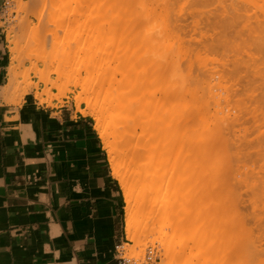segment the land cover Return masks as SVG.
I'll return each mask as SVG.
<instances>
[{
    "label": "rangeland",
    "instance_id": "rangeland-1",
    "mask_svg": "<svg viewBox=\"0 0 264 264\" xmlns=\"http://www.w3.org/2000/svg\"><path fill=\"white\" fill-rule=\"evenodd\" d=\"M50 1L52 3V0ZM56 1L58 2L56 3L57 5H53L51 3L47 4L49 2L45 0L46 5L44 6L47 10L44 7L45 11H38L37 16V10L41 7L42 10H44L43 6L39 4V1L35 2L36 5L38 4L37 7L39 5L41 6H39V9H37L36 6L35 8L29 7L30 4L26 6L27 0H7V5L2 9V26L5 31L9 55L11 57L9 42H12L16 45V51L20 58L18 79H16L15 85L9 91L8 99H3L4 101L18 104L26 97H32L39 104H50L52 102L63 104L64 101H67L74 105L81 113H88L90 109L87 108L85 102L78 101L87 98L92 108L98 111L100 109L99 103L102 101L103 95L110 86V84L108 85V73H110V77L118 78V74L120 73L119 70H122L117 60L124 57L125 54L128 55V57L125 56V58H133L136 56L134 54L137 53V58H142L144 55L148 56L145 53L150 52L149 49L151 48L148 47V51L147 46H150L152 43L147 46L142 45L140 41H138L139 33H136L137 37H135V35L133 37L131 34H135L137 30L139 32H144L146 29L148 30L153 27H155L161 35L158 36V33L157 36L159 38H156L160 40L154 38L153 41L157 40L158 43V41L164 40L162 41L163 46L161 52L159 51L158 53L159 49L156 50L157 46H155L154 50L152 49L153 51L151 52L165 58L167 55H170L167 59L172 60L174 58L173 62L180 69L182 74H188L187 72L191 71L189 73L194 75L192 77L190 76L191 81L196 79L195 77H199L200 74H197L201 70L205 72L207 69L206 67H208L209 72L214 70V68L218 70V72H216L217 74L214 73V77L210 79V82L214 83V86L212 84L214 88H212L213 90L211 89L210 98L215 95L214 93H216V95L220 94V96L218 95L219 99L217 98L218 96H215V99L218 100V104L220 103L221 105L219 107H221L223 111L221 113V110H218L221 108L215 106L218 104L214 103L215 105H213L212 101L215 100L214 97L212 100L210 99L212 106L210 105L208 108L211 109L210 111L213 109L218 110V115L225 116L229 124L228 126L231 125L229 128L227 127L228 130L231 129L229 130L230 132L225 129L227 134L230 133L228 136L231 140L230 145L227 143L226 148L228 145L229 147L228 149L223 148V151L217 148V153L215 155L218 156L222 154L215 158L213 157L214 154L212 156L208 155L211 153H208L207 150L205 153L207 156H204V158L208 159H205V164L202 162V167H200L201 170H198L201 172L202 168L205 167L209 160L210 162L207 164L208 167H205L202 171L204 175L193 170L188 172L191 182L190 186L193 184L195 186H193V188L189 186V190H186V194L188 195H185L182 200L184 202L181 203L180 201V204L176 203V205H180L178 208H175L174 200L168 196L169 194L166 195L165 190V193L162 190H158L160 191L158 194L160 193L159 195L161 196L157 194L156 199L153 197L154 199L152 198V203L149 208L145 210L142 215L138 216L140 221L143 220V218L147 220L151 219V230L148 231L140 227L136 243L127 240L128 245L123 246L125 256L140 260L138 264H142V258L146 248L151 247L155 249L158 257L156 261L151 264H247L246 259L248 261V257L255 261L257 260L254 264H264V97L262 96L264 94V76L261 78L264 74V70L262 69L264 68V46L263 49H259V51L256 47V51L253 52L255 50L254 44L259 38L257 32H262L258 30L259 27L257 23L259 22L264 29V0H157L158 2L156 0H154L155 2L153 0H144L143 3L139 4L140 6H137L136 3L137 7L133 5L135 4V0H129L130 2L128 5L126 2L124 3V0H115L121 3L119 5L117 3L118 6L116 2H114L116 6H114V3H111L114 0H55V2ZM159 1L161 4L164 1L169 2L170 4H168L170 6L166 2L163 4L165 6L166 3L167 6H165V8L171 7L172 13L170 10L168 13L161 4L159 7ZM132 2L134 3L131 5L130 3ZM32 4L33 3H31V6H34ZM122 4L126 9L122 8L124 7ZM151 4L152 6L156 5L155 8L158 11V17L161 16L159 12L163 10L162 7L165 9L162 11V14L164 17L169 16V19L162 16L165 21L162 17H160L162 20L160 21L156 15V20L159 21L160 24L162 22L163 24L161 25L163 26L166 24V28H162V26L158 24L159 22L154 21L155 19L152 20V15H150L148 9V7H151ZM50 5H52V7ZM157 5L160 9H157ZM119 6L122 7L120 8ZM129 6L130 8H128ZM131 6H134L132 7L133 9ZM145 6H147V8H144ZM122 9L124 11L128 9L131 14L128 10L123 13ZM29 10H32V12ZM147 10L149 13H147ZM49 11L52 12L48 13ZM165 11L167 14L172 15L166 16ZM39 12L45 16L39 15ZM136 12L137 15L135 14ZM51 13L53 14L50 15ZM40 16L42 17L41 22H39ZM144 16L146 18L149 17V19L146 20V18H143ZM229 16H233L236 23L233 19L229 22ZM45 17L48 20L47 23ZM123 17L125 19H123ZM141 18L145 22H142L143 20ZM121 20L127 21L125 23L122 21L121 23ZM136 20L137 26H133L135 29L134 31L131 25H133L132 23L136 22ZM149 21H151V25ZM166 21L167 23H165ZM172 21H174L173 24L176 23V25L174 24L173 26ZM123 24H125V26L122 27ZM143 24L146 26L144 29H140V31L138 26L142 27ZM229 25L232 27H228ZM65 26L66 28H64ZM170 26L175 30L173 32L174 35L171 32L172 29ZM248 26L253 28L251 29L254 33L248 32L250 35L247 33L246 29L249 30ZM255 26H257V32L254 29ZM137 27L138 29L136 30ZM168 28H170L171 36L167 34L169 33L167 32ZM223 29L226 31L224 32ZM162 34H165V37ZM262 34L263 38L264 32ZM176 35L179 38H177ZM162 36L164 38H162ZM174 36L176 39H173ZM248 36L251 37L247 39L246 37ZM254 36L258 37H256V41L253 40L255 38ZM134 38V42L137 40V42L140 43L141 48L138 45L139 50L142 51L143 48L144 51V48H146L144 54L141 53L140 55L138 49V52L137 50L135 51L137 53H131L138 44L137 42L134 44V42L131 41ZM219 38H221L220 40L222 41L216 43ZM250 38L253 39L251 40ZM246 39L248 43H246ZM166 40H168L167 42L169 43H167ZM224 41H226V44ZM222 42H224V44ZM171 43L172 45H170ZM180 43L183 49L179 46L181 45ZM242 43H244L246 47L242 46ZM250 43H252L253 46ZM153 44L155 45L156 43ZM176 44L179 46L178 49L180 48L181 50H176ZM224 45H227V47ZM11 47H13V45ZM247 47H249L248 49L251 51H249ZM60 49H65L68 52V55L65 56L64 59L60 56ZM124 49H126V53L122 51ZM127 49L128 51L131 49V51L128 52ZM243 49L248 51L250 55L253 53L254 55H251V57H255L256 59L254 60L252 58V61L250 60L251 62H247L249 61L247 59L248 52H242L244 51ZM260 50H262L261 53ZM115 52L117 53L115 54ZM182 52L183 54H181ZM185 52L188 54H184ZM256 52H258V54ZM256 54L257 56L259 55L258 58ZM181 55H186L184 56L185 59H183ZM118 56L121 57L119 58ZM132 58H130L131 61L136 57ZM186 58L190 59V67L186 66V63L189 64ZM142 60H144V58H142ZM246 62L248 63L247 65L244 64ZM182 64L186 66L185 73H183L185 67H182L183 69L181 68V66H183ZM202 64H205L206 67ZM201 66H203L202 69L199 68ZM255 66L259 67V69ZM209 67H211V69ZM187 68L191 70L188 69L187 71ZM251 69L256 72H252ZM55 71H58L60 78L54 73ZM195 74L197 76H195ZM254 75L261 79L259 78V80ZM201 77H199L198 80H201L203 83L205 76H203V79H200ZM46 78H48V81L44 82L43 80ZM103 78H106L107 81ZM102 80L106 81V83L103 84L102 82L104 81ZM257 80L261 83H258ZM198 84L200 85V82ZM202 85L204 86V84ZM204 91L206 92V90ZM206 97L207 92L205 94V98ZM208 98L207 100H209ZM209 104L210 103H208V105ZM90 117L93 119L92 116ZM232 122L235 123L232 125ZM103 125H106L105 120H103ZM224 133L227 136L226 132ZM228 137L227 140L230 141ZM213 142L215 143L212 144L216 145V140ZM104 150L108 158L106 148H104ZM223 154L225 155L223 156ZM226 154L227 156L229 154L230 157L228 158ZM213 158H221L218 159V164L220 163L221 165L219 164L217 166H222L221 168L223 171L219 167L217 168L215 165L216 163L212 162L214 160ZM108 163L110 166L109 160ZM214 165L217 169L212 168ZM206 168L208 170H206ZM191 179H194L195 182ZM202 180H205V184H207L204 191L205 193L203 192L204 194H202L204 188H201V186L204 187ZM156 182L159 183V181ZM158 183L157 185L160 184ZM161 185L162 184H160V186ZM230 188L233 190L232 192ZM190 189L192 191H190ZM146 190H150V188L146 187ZM161 192L164 194H161ZM236 192L239 194L238 200L240 201L238 202ZM199 194H201L200 197H204L203 195H205V197H201V200L195 199V196ZM233 194L235 195L233 196ZM235 197L236 200L231 199ZM204 199H206L207 202L204 201ZM196 201L204 202L196 203ZM234 201H236V203ZM210 202H212V204ZM197 204L199 206H196ZM195 206L197 210H195ZM209 218L211 219L207 224ZM244 226H246V228L247 226L249 227L247 232L243 230L245 229ZM207 227L209 229H207ZM208 230L210 231L207 232ZM244 232H246V235ZM249 232H251L252 236L248 237ZM244 236L248 237H246L247 240H255V243H251L252 245L254 243L256 248L254 249V247H252V252L248 249L249 247H247V245H249V243L246 244L247 240ZM255 250L257 253L251 255L256 256V259L253 257L251 258V255L248 256L249 253H253ZM258 251L260 253H258ZM252 262L253 261L250 260V263Z\"/></svg>",
    "mask_w": 264,
    "mask_h": 264
},
{
    "label": "crops",
    "instance_id": "crops-1",
    "mask_svg": "<svg viewBox=\"0 0 264 264\" xmlns=\"http://www.w3.org/2000/svg\"><path fill=\"white\" fill-rule=\"evenodd\" d=\"M124 245V200L93 119L67 101L0 95V264H117Z\"/></svg>",
    "mask_w": 264,
    "mask_h": 264
},
{
    "label": "bare ground",
    "instance_id": "bare-ground-1",
    "mask_svg": "<svg viewBox=\"0 0 264 264\" xmlns=\"http://www.w3.org/2000/svg\"><path fill=\"white\" fill-rule=\"evenodd\" d=\"M27 1L28 2H27L26 6H28L30 4L29 7H31V8L32 7L35 8V6L37 7L38 4L36 5L35 2H38V1H39V4H41L43 6L44 10H42V7L40 5L39 6L41 7L40 8L41 10L39 9V6L37 7V9H39V10L36 11V16L38 15V11H45L46 7L44 5H46L47 1L46 2H45V0H27ZM120 1H122V0H120ZM131 1H134V0H131ZM143 1L144 0H135V4H133L134 2H132L130 4L131 5L133 4L136 6V3H137V6H140L139 4L143 3ZM167 1H170V0H167ZM48 2L49 3H47V4L51 3L50 0H48ZM53 2H55V0L54 1L52 0L51 4H53V5H57L56 3H58L57 1L55 3H53ZM114 2H116V1L114 0L111 3H114ZM125 2L128 5L130 1L124 0V3ZM164 2H166V1H164ZM164 2H162V4H161V2L158 3L159 7L161 4L165 8V6H167L166 3L167 4L169 3V2H166L165 6H164V4H163ZM31 3H33L32 5H34V6H31ZM117 3H118V5L121 4L119 2H116V5H117ZM149 3H151V2H149ZM116 5L114 3V6H116ZM143 5H146V4H143ZM50 6L52 7V5H50ZM150 6L151 7L150 8L148 7V9H149L150 15H152V18H153L152 20L155 19L154 21H157L156 15L158 17V13H157L158 11L155 8L156 5L152 6V4H151ZM119 7L121 8L122 6H119ZM132 7H134V6H131V8ZM163 7H162L163 10L166 9V11L168 13L170 10V12L172 13V11L170 9L171 7H169V8L166 7L165 9ZM34 8H33V10H34ZM122 8L126 9L125 6ZM128 8H130V6ZM144 8H147V6H145ZM28 9H30V8H28ZM157 9H160V8H158V5H157ZM46 10H47V8H46ZM127 10H125V11H127ZM163 10H161V12H159V13H161V16L158 17L160 19V21H162L160 17L163 16V14H162ZM29 11L32 12V10H29ZM125 11L123 10L122 12L124 13ZM141 11H143V10H141ZM166 11H165V13H166ZM263 11H264V9H263ZM50 12H52V11H49L48 13H50ZM149 12L147 10V13H149ZM126 13H128V12H126ZM129 13H130V11H129ZM142 13H144V12H142ZM52 14L53 13H51L50 15H52ZM135 14L137 15V12ZM39 15L45 16L44 14L43 15L40 14V12H39ZM167 15H172V14L166 13V16ZM145 16H147V15H145ZM145 16L143 18H146ZM263 16H264V14H263ZM163 17H162V19L164 21H165L164 18L169 19V16L164 17V18ZM231 17L230 16L228 17L229 22L233 19V16H231ZM38 19H39V17H38ZM123 19H125V18L123 17ZM134 19H136V18H134ZM147 19H149V17H147L146 20ZM150 19H151V17H150ZM41 20H42V17L39 19V22H41ZM45 21L47 23V21H48L47 18ZM122 21L125 23L127 20L126 21L121 20V23H122ZM174 21H172V24ZM139 22H140V20H139ZM142 22H145V21L143 20ZM150 22L151 21H149V24H150ZM157 22H159V21H157ZM168 22H169V20H168ZM234 22H235V20H234ZM165 23H167V21ZM132 24H133V25H131L132 29H134L133 26H137V20H136V22H134ZM158 24L161 25L163 23L161 22V24H160V22H159ZM174 24L176 25V23H174ZM174 24H173V26H174ZM257 24H258L257 26L259 27L258 30H261L262 32L258 33L257 32L258 30L256 31L257 26L254 27L257 34H259V35H257L259 38L256 36L258 38V41H256L255 36H254L255 38L253 37L254 39L252 38L253 40L256 41V43L254 42L255 43L254 44L255 50L253 49L254 50L253 52H255L257 48H258L257 49L258 51H259V49H263V46H264V39H263L264 37L262 38V36H263L262 33L264 32V29H263V26L259 24V22ZM143 25H142V27L138 26L139 30L140 29L142 30V28L143 29L145 28L146 25H144V27H143ZM123 26H125V24H123L122 27ZM161 26H162V28L167 27L166 24H164V26L163 25H161ZM138 27L136 28V30L138 29ZM228 27H232V26L229 25ZM228 27H227V29H228ZM64 28H66V26ZM220 28H221V26H220ZM251 28L250 27L248 28L250 31L246 29L247 33L253 32V30H252L253 28L252 29ZM169 29L170 28L167 29L168 30L167 32H169L167 34L170 35ZM171 29H172L171 32L173 33L175 30H173L172 27H171ZM165 30H163V31H165ZM131 31L134 32L135 29H134V31L133 30H131ZM145 31L139 32L137 30L135 32V34L133 33L131 35H133V37H134V35H135V37H137L136 33H139L138 41H140V43L142 45L147 46V45L152 43L150 46H147V50L149 49L148 47L151 48V49H149L150 52L145 53L146 48H144L145 49L144 51L142 48L143 52L141 50H139L138 45L140 48H141V46H140V43L137 42V40L134 42L135 38L131 41H133L134 44L136 42L138 44H137V46L134 47L135 50H133V52L131 51V49H133V48H131L130 51L133 54V53H137L139 50L140 55H141V53H143V54L145 53L148 56H146V55L142 56V58H144V60H142L140 55H139L140 58H137V54H138L137 53V54H134V55H136V56H134V57H136L135 58L136 60L133 59L134 57L133 58L130 57L133 59L131 61L130 58H125V56L128 57V55L125 54L126 49L122 50V51H125V53H122L125 55L121 59L117 60V61H119L117 63L120 64L122 70L121 71L119 70L120 73L118 74L119 75L118 78L110 77V73H108L109 74L108 85L110 84V86L109 87L107 86L108 87L107 91L105 92V94L103 93L104 94L103 99L99 103L100 109L98 111H95L92 108L90 101L87 98H85L83 100H78V101L85 102V104L87 105V108L90 109V111L88 113L82 112V114L83 115H90L93 117L94 122H95L94 128L97 131L99 137L101 138V140L104 144V148H106V150H107L108 160L110 162V169L112 172V176L118 181V184H119V187H120V190L122 193V197L124 200V231L126 234V238H127V240H129L131 242H135V243L138 240L140 227L142 229H145L148 231L151 230V225H152L151 219L147 220V219L143 218V220L140 221V218H138V216L142 215L145 212V210H147L149 208L150 204L152 203V198L154 197L156 199L157 198L156 195L161 190L164 193L166 191V195L169 194L168 196L172 200H174L173 202L175 203V206H176L175 208H178L180 205H176V203L180 204V201H181V203L184 202V201H182L183 198L185 197V195H188V194H186L187 193L186 190H189L188 188H190V187L193 188V186H195L194 184L192 186H190L191 182L189 180L188 172H191L192 170L197 172L200 169V167H202V162H204L203 164H205V159L206 160L208 159V158H204V156H207V155H205L207 150H208V153L209 152L211 153L208 155L212 156L214 154L213 157L215 158V157H218L219 155L222 154L220 152L221 154L216 156L215 155L217 153L216 149L217 148H218V150H222L223 148L228 149L230 142H231V140L228 137L230 133L227 134V131L230 132L229 130H231V129L228 130L227 127L229 128L231 125L228 126L229 124H228V121L226 120L225 116L218 115V110H221L220 111L221 113L223 110L221 107H219L221 105H220V103L218 104V100L215 99L216 98L215 96H218V95L220 96V94L216 95V93L213 92L215 95L214 96L212 95V96L214 97L215 100H213L212 102H213V105H215L214 103L218 104L215 106H218V108H221V109H218V110L215 109L214 110L212 108L214 110V111L212 110L213 111L212 112V111H210L211 109L208 108V106H210V105L212 106L211 100L213 97L210 98L211 97L210 94L213 90L212 88H214L213 87L214 83H211L210 79H212L214 77V75L217 74L216 72H218V70H215V68H214V70H211L209 72L208 67H206L205 64L204 65L202 64L207 69L205 70V72H202V70H201L200 72L202 74L199 72L197 75L200 74L199 77L202 76L200 79H203V76H205L203 79L204 82L202 83L201 80H198L199 77L196 74H195V76H197V77H195L196 79H193L194 78L193 77L192 78L193 81H191L190 78L194 75L189 73V72H191V71H188V69H190V68H187L188 74L185 73L186 66L190 67V64H191V62L189 61L190 59L186 58V59H188V63H189V64H187L185 62L186 66H184V64H182L183 66H181V68L185 67L184 68L185 70L183 71V73H185V74H182L180 72V69L173 62V59H174L173 57H172L173 59L170 60V59H167V57L170 55H167L165 58V57L160 56L159 54L156 55V53L151 52L154 50L155 46H157L156 50L159 49L158 53H159V51L160 52L162 51V46H163L162 41L164 39L160 42L158 41V43H157V40H160V39H157V38H159L158 36H161L159 31L155 27L148 29L146 32ZM223 31H224V29H223ZM250 33H248V34L250 35ZM157 34H158V36H157ZM154 35H155V37H154ZM173 35H174V33H173ZM163 36L165 37V34ZM163 36H162V38H164ZM170 36H168V37H170ZM166 37H167V35H166ZM176 37L179 38L177 35H176ZM249 37H251V36H248L246 38L248 39ZM154 38H156L157 40L153 41ZM173 39H176L175 36ZM220 39L221 38L217 39L218 42H216V43L221 42L222 40H220ZM167 41L168 40H166V42ZM178 41H179V39H178ZM224 42L226 44V41H224ZM224 42H222V43L224 44ZM153 43H156L157 45L156 44L154 45ZM167 43H169V42H167ZM246 43H248V40ZM252 43H250V44L252 45ZM9 44H10L11 57H10V64L8 66V73H7L8 79H7V84L5 85V87L0 92L1 97L4 100L8 99V95L10 93L9 91L15 85L16 79H18V68L20 67V58H19L17 51H16V45L13 44L12 42H9ZM177 44H178V42H177ZM177 44H176V46H177ZM242 44H243L242 46H244V43H242ZM12 45H13V47H11ZM170 45H172V43ZM179 46L182 48V44ZM179 46H177L176 50L180 49V48L178 49ZM218 46H219V44H218ZM224 46L227 47V45H224ZM127 47H128V45H127ZM129 47H130V45H129ZM244 47H246V46H244ZM248 48L249 47H247V49ZM163 49H164V47H163ZM213 49H215V48H213ZM60 50H61L60 53L62 54V55L60 54V56L64 59L65 56L68 55V52L65 49H60ZM136 50H137V52H135ZM245 50L242 52H248ZM127 51H128V49H127ZM130 51H128V52H130ZM249 51H251V50H249ZM261 51L262 50H260V53H261ZM116 53L117 52H115V54ZM256 53L258 54V52H256ZM132 54H130V55H132ZM181 54H183V52ZM184 54L187 55L188 53L185 52ZM247 54H245V55H247V59L249 60L247 62H251L252 58H253V57H251V55H254V54L252 53L250 55L249 52ZM257 54H256V56H257ZM186 55H184V56H186ZM184 56H182L183 59H185ZM248 56L250 57V59ZM179 57H180V55H179ZM258 57H259V55L257 56V58ZM260 57H261V55H260ZM253 59L255 60L256 58L254 57ZM261 59H259V60H261ZM247 62L244 64L247 65L248 64ZM203 66H201L199 68L202 69ZM250 66L253 67L252 65H250ZM255 67H257V66H255ZM259 67H260V65H259ZM259 67H257V68L259 69ZM209 68L211 69V67H209ZM204 69H203V71H204ZM262 69L264 70V68H262ZM206 71H208V72H206ZM252 72H256V71L252 70ZM54 73H56L58 75V78H60L58 71H55ZM192 73H194V72H192ZM111 76H112V74H111ZM206 76H207V79H206ZM254 76H256V75H254ZM263 76H264V74L261 76V78ZM256 78L259 79L260 77L256 76ZM104 80L107 81L106 78ZM104 80H102V81H104ZM205 80H207V81H205ZM43 81L47 82L48 78L44 79ZM106 81H104L102 83L104 84V83H106ZM197 82L198 83L200 82V85ZM257 82H258V80H257ZM201 83L204 84V86ZM258 83H261V82H258ZM212 84H213V86H212ZM103 88H102V90H103ZM204 90H206V92H207L206 98H205L206 92ZM61 92H63V91H61ZM219 96L217 97L218 99H219ZM262 96L264 97V94ZM207 98L209 100H207ZM215 101H217V102H215ZM260 102H261V100H260ZM208 103H210V104L208 105ZM250 110H251V108H250ZM103 120L106 121V125H103ZM234 123L232 122V125ZM225 129H227V131ZM224 132H226L227 136L225 135ZM227 137L230 141L227 140ZM215 140H216V145L212 144V143H215V142H213ZM226 140H227V142H226ZM227 143H229V145L226 148ZM209 149H210V151H209ZM224 155L225 154H223V156ZM226 156H227V154H226ZM201 157H202V159H201ZM227 157L229 158L230 155L228 154ZM218 159H221V158H217V159H214L213 161L212 160L211 161L216 163L215 165L217 166L220 164V163L218 164ZM209 162L210 161L208 160V163ZM219 162H220V160H219ZM207 164L205 165V167H208ZM215 165H214V167H212V166L211 167L215 168ZM205 167L202 168V171L205 169ZM218 167L222 170V168H221L222 166H217V168ZM217 168H215V169H217ZM223 168H224V166H223ZM206 170H208V169L206 168ZM202 171L201 172L198 171V172H200L204 175V172H202ZM227 171H229V170H227ZM230 172H232V171H230ZM222 177H223V175H222ZM232 178H233V176H232ZM199 179H200V177H199ZM234 179H232V180H234ZM205 180H207V179H205ZM205 180L204 181L202 180L204 183V187L201 186V188H204V190H202V194L205 193L204 191H205V187L207 185V184H205ZM156 181H159V183L162 185L160 186V184ZM192 181H194V179ZM202 181H201V183H202ZM194 182H192V183H194ZM157 183L159 185H157ZM196 185H197V183H196ZM199 185H200V183H199ZM157 186L160 188H158ZM231 186H233V185H231ZM146 187L147 188L149 187L150 190H146ZM156 187H157V189H156ZM162 187H163V189H162ZM158 190H160V191H158ZM190 191H192V190L190 189ZM230 191L232 192L233 190L231 189ZM163 192H161V194ZM159 194H158V196H161ZM200 195L201 194L196 195L197 197L195 196V199H200L202 197V196L200 197ZM234 195L235 194H233V196ZM203 196L205 197V195H203ZM238 196H239V194L237 193L236 194L237 202L240 201V200H238ZM204 197H202V198H204ZM236 197L231 198V199L236 200ZM215 198L217 199L216 196H215ZM207 199H208V197H207ZM204 201H206V199H204ZM204 201H202V202H204ZM199 202H201V201H196V203H199ZM234 202L236 203V201H234ZM210 203L212 204V202H210ZM223 203H225V202H223ZM196 206H199V205L197 204ZM196 206H195V208H196L195 210H197ZM204 210H205V208H204ZM205 216H207V215H205ZM210 219L211 218H209L207 220V224H208V222H210L209 221ZM244 228L246 230L245 229H243V230L247 232L248 231L247 229L249 227L247 226V228H246V226H244ZM207 229H209V228L207 227ZM209 231L210 230H208L207 232H209ZM207 232H205V233H207ZM246 232H244L245 235H246ZM249 236H252L251 232L248 233V237ZM247 238H246V240H247ZM254 241H253V239H248L246 241L247 242L246 244L249 243V245L251 246L250 247L249 245H247V247H249L248 249L250 250V252H252V250H253L252 247H254V249H256L255 245H254V243H255ZM252 242H254L253 245L251 244ZM259 251H258V253H260ZM254 252L249 253V254L247 253V254L249 256L251 254L257 253L256 250ZM258 255H260V254H258ZM252 257L255 258L256 256L251 255V258ZM250 260H252L253 262L250 263ZM256 261L254 259H250L249 257H248V261L246 259L247 264H254V262H256Z\"/></svg>",
    "mask_w": 264,
    "mask_h": 264
},
{
    "label": "built area",
    "instance_id": "built-area-1",
    "mask_svg": "<svg viewBox=\"0 0 264 264\" xmlns=\"http://www.w3.org/2000/svg\"><path fill=\"white\" fill-rule=\"evenodd\" d=\"M7 5V0H4L3 9ZM119 250L120 256L117 259V264H138L140 260H137L133 257H127L125 256L123 252V247H116ZM157 253L154 248L148 247L146 248L143 258H142V264H151L156 261L157 259Z\"/></svg>",
    "mask_w": 264,
    "mask_h": 264
}]
</instances>
